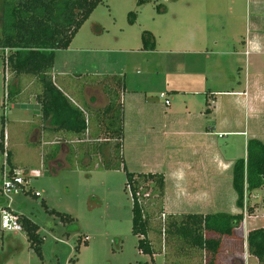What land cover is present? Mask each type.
<instances>
[{
    "label": "rangeland",
    "instance_id": "obj_1",
    "mask_svg": "<svg viewBox=\"0 0 264 264\" xmlns=\"http://www.w3.org/2000/svg\"><path fill=\"white\" fill-rule=\"evenodd\" d=\"M4 1L0 0V39ZM263 1L104 0L81 26L70 46L56 51L52 70L54 79H66L72 84H82L83 87V84L92 80H108L110 79L108 76H115L114 78L120 79L125 85L126 92L121 89L117 94L122 96L124 116L128 118L136 110L132 94L156 101L160 113L169 111V107L164 106V98L160 97V91L164 90L170 97L173 108L184 110L185 103L173 98L189 89L183 82L185 74L173 65L175 66L177 62L183 64L185 59L201 60L205 63L204 71L208 70L206 73L208 77L210 63L207 57L212 54V50H225L231 53L233 51V48L229 47L231 42H224L227 41L224 39L246 35L249 32L250 20L257 13L255 9L263 7ZM144 31L154 36L153 48H144L142 40ZM219 39H222L221 47L205 46L211 43V40L213 42ZM150 41L149 39L148 43H151ZM193 51L199 52L195 54ZM3 52L7 56L10 50L0 47V130L1 115H4L5 145L12 153L15 172L25 178L23 190L13 195L12 207L39 224L41 241L32 245L25 232L15 235L3 232L0 221V264L150 262L151 257L138 249L139 236L132 232L133 202L126 185V171L123 168L105 169L101 165L98 166L97 159L92 160L89 166H85V156L76 155L77 150L83 149L85 145L76 141L72 133L51 134L48 130H42L36 134L34 128L44 124V120L40 116V104L34 96L35 89L31 87V83L21 81L18 98L12 102L7 99V86L11 74L10 71L4 70ZM239 64L241 77L233 75L235 73L229 69L224 72L225 78L232 79L234 76L243 81L244 58H241ZM232 70L237 73L239 65H234ZM23 79L31 80L25 76ZM170 80L175 84L172 89H168L165 83ZM230 83L228 79L223 80L219 87L230 88ZM204 85L208 86L203 91L207 94L208 88L213 87L210 76ZM94 94L99 95L97 92ZM102 96L106 99L104 93ZM201 96L205 98V95ZM99 105L102 103L90 104L91 109L93 107L97 109ZM213 121L212 117H207L208 125H212ZM128 122L126 139L122 144V153L126 158L124 163L127 171L140 172L137 162L144 158L143 156H150L151 159L161 152L162 154L166 152L161 149L155 154L147 152L142 155L143 149L148 151L149 148L148 142L142 143L146 135L136 127L135 119L129 118ZM211 137L214 138L216 148L224 160L229 159L234 163L237 159L246 157L243 136L226 134L224 137L218 135ZM64 141L69 144L71 152L64 158L67 152V146L64 145L61 159L50 165V160L62 151ZM52 150L58 151V154L50 152ZM106 151L105 147L104 152ZM5 161L7 162L6 153L0 151V186L3 174L9 170ZM232 173L231 168L229 177L224 178L221 184L222 193L214 199L218 204V212L232 213L230 209L232 199L235 201L236 209H239ZM28 190L30 192L25 193ZM36 193L39 195L34 196ZM149 193L150 195H144L141 201L150 216L151 231L148 236L156 244L157 252L159 251L154 255L155 258L153 256L155 261L159 264H207L211 258L206 251L189 248L172 234L167 233L166 238L161 235V224L168 213L164 209V203L163 207H160L155 195L153 196L151 191ZM2 203L3 201H0V205ZM43 203L50 209L71 215L74 222L62 221L58 215L48 212ZM192 204L197 202L192 201ZM247 204L255 206V211L253 214L245 213L247 220L244 218L242 230L238 231V235L224 239L216 256V264H226L231 254L242 252V247L243 250L245 247L243 251L245 256L248 255L247 244L244 243L246 236L244 228L246 230L264 228V188L254 192ZM181 205L183 207L191 204L181 199ZM78 244L80 246L76 251L75 246ZM181 246L186 250H181ZM244 264L261 263L256 257L249 256Z\"/></svg>",
    "mask_w": 264,
    "mask_h": 264
},
{
    "label": "trees",
    "instance_id": "obj_2",
    "mask_svg": "<svg viewBox=\"0 0 264 264\" xmlns=\"http://www.w3.org/2000/svg\"><path fill=\"white\" fill-rule=\"evenodd\" d=\"M103 1L5 0L0 47L10 50L7 56L3 52L4 70L11 74L6 96L12 102L21 92V81L31 83L36 92L35 99L41 107L42 118L54 125L57 131L74 134L75 140L85 145L76 153L77 156H85V166L97 159L98 166L105 169L123 168L126 171V185L133 202L132 232L139 236L138 249L151 257L147 264H159L153 258L159 251L157 252L156 244L148 236L151 231L150 216L141 199L146 194L149 196L151 191L157 198V203L163 207L165 178L162 173H136L126 170L122 153V96L117 94L121 89L124 92L123 82L114 78L115 76H108V80L96 79L88 82L87 84L101 88L106 96L105 106L91 109L84 103H81L84 107L76 103L70 94L57 85L52 73L56 51L70 46L81 26ZM149 39L151 43H148ZM142 40L145 49L155 46V38L148 31L143 32ZM24 76L31 80H24ZM14 81L18 84H13ZM3 123L4 115H1L0 151L6 153L12 172V153L5 145ZM63 144L69 147L67 141ZM50 152L58 154V151ZM232 172L233 187L237 193L236 203L241 212L165 214L161 224V235L165 238L167 233L172 234L187 247L209 253L211 259L207 264H216V256L224 239L238 235V231L242 230L245 213L253 214L255 211L256 207L248 206L247 202L254 192L264 188V142L258 138L248 139L246 157L233 163ZM43 205L48 212L58 215L62 221L74 222L71 215L50 209L45 203ZM21 221L32 245L40 243L39 224L26 215H21ZM164 241L167 244L166 239ZM246 242L249 255L264 264V228L249 230ZM79 246L80 244L75 246L76 251ZM184 249L186 250H181Z\"/></svg>",
    "mask_w": 264,
    "mask_h": 264
},
{
    "label": "crops",
    "instance_id": "obj_3",
    "mask_svg": "<svg viewBox=\"0 0 264 264\" xmlns=\"http://www.w3.org/2000/svg\"><path fill=\"white\" fill-rule=\"evenodd\" d=\"M262 5L263 7L255 9L257 13L250 20L249 32L246 35H235L224 39L227 40L224 42H231L229 44V47L233 48L231 53L225 52V50H212V54L207 57V61L210 63V67L208 66L209 76L213 81V87L208 88L207 94L203 92L208 87L204 83L209 79V76L206 77L208 70L204 71L205 63L201 60L197 61V59H185L183 64L177 62L175 66L173 65L174 68L177 66L183 71L185 74L183 82L189 89L173 98L185 103L184 110L174 109L170 97L164 90H161L160 93L166 94L169 104L165 103V99L163 103L166 108L169 107V111L160 113L156 101H149L146 97L132 94L136 110L129 118L135 119L136 127L146 135L142 143L146 141L149 145L148 151L143 149L142 155L147 152L155 154L161 149L166 152L165 154L161 152L151 159L150 156H143L144 158L137 162V168L141 169L140 172L164 175L166 185L164 209L168 214L220 213L217 211L218 204L214 202V199L222 193L221 184L224 182V178L229 177V170L232 168L233 162L226 158L224 160L211 135H218V137H224L226 134L243 136L245 147L250 138H258L264 142V1ZM221 40L219 39V42L211 40V43H207L205 46L221 47ZM197 52L199 51H193L195 54ZM241 58H244L245 65L243 81L234 76L232 79L225 78L224 72L229 69L235 73L233 75L241 77L239 64ZM234 65H239L237 73L232 70ZM204 76L205 81H203ZM227 79L231 82L230 88L219 87L223 80ZM58 80L55 78L57 85L70 94L71 98L80 106L83 107L81 103L89 107L92 103H102L97 107L105 106L106 99L102 96L104 92L101 88L90 84H83L84 86L81 87V85L72 84L66 79L59 80L61 82L59 83ZM165 83L168 89H172L175 85L171 80ZM13 84L17 85L18 83L14 81ZM96 92L99 95L96 96L94 94ZM125 92L126 90H124ZM201 94L205 95V98ZM177 96L182 97L183 100ZM123 105L122 102L121 120L124 143L126 123L129 124V118L124 116ZM206 109H209V112H206ZM207 117H212L214 120L212 125H208ZM34 130L36 134L42 130H48L51 134L62 132L57 131L54 125L45 120L44 124L35 127ZM64 145L67 146L62 144V151L50 160V165L61 159ZM68 152L69 147L67 146L64 158ZM13 165L15 166L14 162ZM181 199H185L191 205L182 207ZM0 201L3 199L1 198ZM192 201H196L197 204H192ZM234 202L232 199L230 205L232 213L241 212L240 208L236 209ZM244 230L247 236V232L251 229L244 228ZM246 236L245 245L247 244ZM244 250L242 247V252L231 254L226 260V264H244V261L252 256L249 254L245 256Z\"/></svg>",
    "mask_w": 264,
    "mask_h": 264
},
{
    "label": "built area",
    "instance_id": "obj_4",
    "mask_svg": "<svg viewBox=\"0 0 264 264\" xmlns=\"http://www.w3.org/2000/svg\"><path fill=\"white\" fill-rule=\"evenodd\" d=\"M160 97L165 99L166 104H169V100L166 98L165 93H160ZM10 170L9 167V170L3 174L2 185L0 186V194L4 201V203L0 205V221L3 232L19 234L24 232L21 221L22 214L12 207V202L13 195L23 190L25 178L17 175L15 168L12 172ZM35 195L38 196L39 193Z\"/></svg>",
    "mask_w": 264,
    "mask_h": 264
}]
</instances>
